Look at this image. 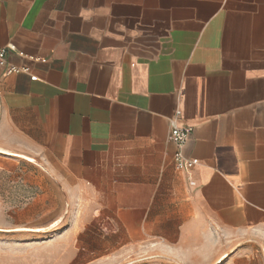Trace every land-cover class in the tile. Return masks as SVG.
I'll list each match as a JSON object with an SVG mask.
<instances>
[{
    "label": "crops",
    "instance_id": "0c3cea01",
    "mask_svg": "<svg viewBox=\"0 0 264 264\" xmlns=\"http://www.w3.org/2000/svg\"><path fill=\"white\" fill-rule=\"evenodd\" d=\"M10 42L0 173L65 213L3 264H264V0H0Z\"/></svg>",
    "mask_w": 264,
    "mask_h": 264
},
{
    "label": "rangeland",
    "instance_id": "374dc122",
    "mask_svg": "<svg viewBox=\"0 0 264 264\" xmlns=\"http://www.w3.org/2000/svg\"><path fill=\"white\" fill-rule=\"evenodd\" d=\"M20 170L22 169L15 168L6 173V176L0 173V264H3L4 253L12 257L18 253L21 246L41 243L53 238V231L49 230L51 222L58 214L65 213V205L61 202L63 197L56 191L51 196V189L43 190L44 194L48 195L45 203L33 204L35 189L27 188L24 193V189L17 186ZM9 176L11 185L4 186L8 184L5 179ZM24 194L27 197L26 201L20 202V196ZM65 223L64 220L61 226ZM26 227L33 229L28 230ZM37 227L47 231H35Z\"/></svg>",
    "mask_w": 264,
    "mask_h": 264
},
{
    "label": "built area",
    "instance_id": "2783aa9c",
    "mask_svg": "<svg viewBox=\"0 0 264 264\" xmlns=\"http://www.w3.org/2000/svg\"><path fill=\"white\" fill-rule=\"evenodd\" d=\"M13 51L22 54V51H19L14 43L10 42L4 46H0V65L5 66L6 73L27 70V67L18 66L9 61V54ZM191 134V126H174L171 129V137L176 144L174 160L177 168L180 170L190 169L195 165L194 160L191 157L185 155L183 151V147L190 138Z\"/></svg>",
    "mask_w": 264,
    "mask_h": 264
}]
</instances>
